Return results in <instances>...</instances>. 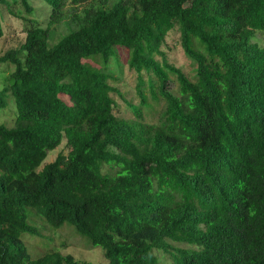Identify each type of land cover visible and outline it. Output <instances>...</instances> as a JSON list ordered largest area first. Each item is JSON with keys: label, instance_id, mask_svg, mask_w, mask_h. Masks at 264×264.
Wrapping results in <instances>:
<instances>
[{"label": "trees", "instance_id": "16d2710c", "mask_svg": "<svg viewBox=\"0 0 264 264\" xmlns=\"http://www.w3.org/2000/svg\"><path fill=\"white\" fill-rule=\"evenodd\" d=\"M66 1L44 0L47 26L28 19L0 54L14 66L0 108L8 95L16 108L0 123V264H92L53 248L32 257L28 208L69 224L107 264H264V47L253 41L264 0H69L87 3L51 45ZM175 25L192 75L156 59ZM116 47L137 74L135 120L115 112L109 74L84 62L106 67Z\"/></svg>", "mask_w": 264, "mask_h": 264}, {"label": "rangeland", "instance_id": "374dc122", "mask_svg": "<svg viewBox=\"0 0 264 264\" xmlns=\"http://www.w3.org/2000/svg\"><path fill=\"white\" fill-rule=\"evenodd\" d=\"M9 2V7L3 6L4 19L2 21L4 34L0 38V54L11 48L18 47L25 37L24 28L29 24L28 19L36 20L40 26L46 27L49 20V7L44 0H28L32 7V11L25 10L21 0H6ZM110 2V0H107ZM85 3L74 5L69 0L65 2L63 11L64 14L60 20L51 25L49 44L56 43L63 35L69 32L72 27V20L68 15L73 9L79 11ZM75 7V8H74ZM253 41L264 47V33L256 31L253 36ZM163 55L157 54L156 59L160 62L163 58L168 63L180 68L187 75H192L194 69L193 61L186 56L180 44V33L175 25L166 35L165 41L161 46ZM125 52L121 47L114 48V54L109 58L106 67H103L100 57L94 59L88 58L84 62L89 63L94 69H103L109 74V82L114 86L121 96L112 91V96L116 102L115 112L128 119H137V115L130 108V103L139 105V96L136 92L137 74L130 69L125 61ZM14 66L10 63L0 64V90L9 84V74ZM168 89L174 91L176 80L171 75L167 82ZM145 94L150 99V93L146 90ZM161 106L153 108L141 109V120L145 122H155L159 116ZM16 118V108L14 101L10 95L7 97L5 107L0 108V123L7 126H12ZM63 151L66 153L68 148L65 142H62L56 149L49 151L42 165L53 161L57 154ZM28 221L32 225L39 228L35 233H22L21 239L27 248V251L32 257H36L48 249H56L62 254H70L75 259L87 261L92 264H107L108 260L103 254L100 246L91 247L87 240L77 234L73 228L64 223L60 227H55L48 224L40 218L31 209H27ZM160 257V252H156Z\"/></svg>", "mask_w": 264, "mask_h": 264}]
</instances>
